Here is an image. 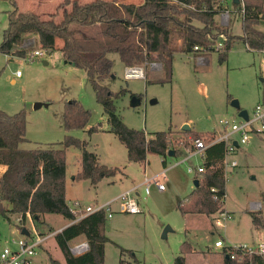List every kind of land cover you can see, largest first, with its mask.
Here are the masks:
<instances>
[{"label": "rangeland", "instance_id": "374dc122", "mask_svg": "<svg viewBox=\"0 0 264 264\" xmlns=\"http://www.w3.org/2000/svg\"><path fill=\"white\" fill-rule=\"evenodd\" d=\"M16 1L22 6H19L20 11L24 8L32 10V5L26 7L23 4L24 0ZM221 2L222 8H228L229 22L221 23L220 13L214 17L216 22L229 26L232 34L241 35V15L231 0ZM129 3L139 4V0H130ZM10 9L7 0H0V41ZM49 17V14L42 16L44 19ZM60 18L61 11L55 15L56 20ZM257 28L264 31V19L259 21ZM23 39L24 42L15 47V50L24 49L21 56L0 52V109L7 113L19 110L26 113V140L19 146L23 149L48 146L61 141L65 135H71L84 140L86 149L95 152L101 164L117 169L96 185L89 180L76 181L73 177L80 169L81 150L69 147L65 166V200L68 205L78 201L83 207L101 206L134 188L133 195L140 213H119L118 202L115 200L111 204L115 212L106 218L104 224L108 238L104 246V264H121V260H137V264H174L184 242L192 248L184 255L185 264H222L223 256L214 246L218 238L234 243L264 242L263 228L255 227L251 222L252 212L264 213V130H256L255 126L248 133V141L238 143L235 152L228 157L237 165L225 166L224 206L230 213L225 224L214 225L217 214H184L177 207L179 201L195 188L194 180L202 176L188 173L187 166L203 165V158L198 154L183 160L189 155V148L184 145L187 140H183L179 130L188 124L190 131L202 135L200 139L205 142L211 140L223 130L220 120L241 121L238 109L231 105L233 100L238 101L239 109L246 110L251 116L255 106L264 102V54L247 50L241 39L233 42L223 62L219 61L218 52L214 50L199 56L195 52L176 51L171 79L157 82L156 79H164L159 63L138 65L143 68L145 78L125 79V66L116 53H110L113 75L102 80V84L114 92L125 89L114 100L115 112L123 123L130 128L143 129L148 136L157 131L177 130L175 146L186 147L183 154L167 157L166 166L177 164L168 169L165 177L159 178L165 190L159 191L151 184L146 195L142 182L145 177L164 169L161 156L147 151L144 162L129 161L125 146L109 131L107 116L96 101L85 72L63 59L60 51L62 41L56 39V47L48 50L45 59L25 60L27 53L42 46L36 35L27 34ZM16 71H20V78L15 76ZM70 99L78 100L90 115L85 127L66 131L62 125V112L64 102ZM35 103L42 105L34 109ZM91 127L98 130L89 133ZM256 127H260L259 123ZM232 138L238 141L240 135L235 134ZM193 140L189 142L193 143ZM253 202L260 203L261 209L253 208ZM17 219L16 213L6 211L0 214V248L11 238L19 237L17 228L22 224L16 225ZM44 219L48 226L56 229L55 233L59 231L57 228L69 224L67 219L57 214H45ZM24 225L32 230L27 217ZM166 227L169 230L163 237ZM53 235L39 248L38 264L63 263V255ZM84 242L85 238L80 236L69 245L73 248Z\"/></svg>", "mask_w": 264, "mask_h": 264}, {"label": "trees", "instance_id": "16d2710c", "mask_svg": "<svg viewBox=\"0 0 264 264\" xmlns=\"http://www.w3.org/2000/svg\"><path fill=\"white\" fill-rule=\"evenodd\" d=\"M7 1L11 9L7 12L8 23L2 32L0 52L21 56L24 49L15 50V47L24 42L23 37L27 34L36 35L39 44L50 51L55 47L56 39H60L63 59L85 72L96 101L107 116L109 131L125 146L127 159L132 162H144L146 152L152 151L161 156L165 167L169 151L176 156L183 154L186 147L175 146L177 130L157 131L148 136L143 129L130 128L123 123L115 112L114 100L125 89L114 92L102 84V80L113 75L110 53H116L124 66L159 63L164 79H156L157 82L171 79L176 51L204 53L214 50L218 52L219 61L223 62L233 42L241 39L247 50L264 53V31L257 28L259 21L264 19V0H243V8L231 0L241 15L242 33L239 36L232 34L229 26L218 24L214 18L225 9L222 8V0H144L141 4L116 0L85 3L62 0L47 19L35 12L20 11L16 0ZM60 11L61 18L56 20L55 15ZM219 42L222 46L216 48ZM89 115V110L78 100L65 101L63 128L66 131L83 128ZM97 130V127H91L88 132ZM179 132L183 140H187L183 143L189 150L194 148L190 140L202 138L201 134L189 129ZM24 140L25 111L7 113L0 109V162L5 165L0 176V214L9 211L20 215L22 225L19 228L25 226L24 221L29 215L41 235L56 230L48 226L45 214L61 215L69 224L53 235L64 258L59 264H104V246L108 241L104 232L106 213L99 210L74 221L75 216L65 200L66 151L69 147L81 150L80 169L73 177L76 181L89 180L96 185L117 169L101 164L97 154L86 149L84 140L71 135H65L61 141L48 146L31 149L19 146ZM224 158L225 144L222 141L205 149L202 176L197 178L195 188L177 205L182 213L212 215L224 210ZM251 222L264 230V213L252 212ZM80 236L85 238L88 249L74 255L69 243ZM191 251V246L184 242L174 264H185L184 255ZM222 253L225 257L223 264H247L248 261L264 264L261 255L237 262L228 258L225 250ZM121 264H137V260H121Z\"/></svg>", "mask_w": 264, "mask_h": 264}, {"label": "built area", "instance_id": "2783aa9c", "mask_svg": "<svg viewBox=\"0 0 264 264\" xmlns=\"http://www.w3.org/2000/svg\"><path fill=\"white\" fill-rule=\"evenodd\" d=\"M238 3L241 8L244 6L243 0H238ZM221 23L229 22V11L228 8H225L220 12ZM222 43L219 42L216 48H221ZM197 48V47H195ZM49 51L41 47V49H34L27 53L24 56L25 60H34L37 58L45 59L48 57ZM20 71L15 72V76H20ZM125 79H133V78H145V74L143 68L140 66H125L124 71ZM241 118V117H240ZM223 130L217 135H215L211 140L205 142L203 139L196 138L193 141V150H188L187 156L184 157L183 160L187 161L192 154H198L202 158L204 157L205 149L215 143V142H224L225 144V158L224 165L227 167H235L237 162L235 160H228V157L231 156L235 152V147L238 143L244 144L248 141L249 136L248 133L251 132V128L255 126L256 130H264V102L261 104H257L252 112V115L249 116L245 120L241 118V121L235 122L234 120L230 122L227 119H222L219 121ZM259 123L260 127H256ZM239 134L240 139L234 140L232 138L233 135ZM236 142V144H234ZM177 163H174L171 166H165L164 169L151 177H145L143 180V184L145 186V194H149L150 185H154L159 191L165 190V185L160 181V177H165L168 169ZM5 170V165L0 162V176ZM187 172L191 174H200L204 171V165L196 166L195 168L192 166H187ZM226 175V173H225ZM213 190V189H212ZM133 189H129L122 193L116 199L109 201L101 206H85L83 207L80 202L74 201L69 206V211L75 216L74 221L81 219L83 216L87 214L94 213L99 210H104L107 217H111L115 211L111 208L112 202L116 200L118 202L119 213H128V214H137L140 213L141 210L135 200L133 195ZM253 208L261 209L260 203H254L252 205ZM217 214L216 219L214 220L215 226H223L225 221L230 218V213L225 209L223 211L215 213ZM28 218V222L30 223V230L28 225H25L24 228L28 230V234H22L21 229L17 228L20 233L18 238H11L8 243H5L0 248V264H38L36 258L39 255V248L41 245L51 237L55 232L49 233L47 235H41L33 226L32 219L29 215L26 216ZM21 224V217L18 215L16 225ZM214 246L221 251H226V256L231 260H235L237 262H242L247 257L251 259L254 255H263L264 256V242H258L257 244H247V243H226L224 239L218 238L214 241ZM88 249L87 242L80 243L71 248V252L82 253ZM247 264H252L251 261H248Z\"/></svg>", "mask_w": 264, "mask_h": 264}, {"label": "crops", "instance_id": "0c3cea01", "mask_svg": "<svg viewBox=\"0 0 264 264\" xmlns=\"http://www.w3.org/2000/svg\"><path fill=\"white\" fill-rule=\"evenodd\" d=\"M61 1L62 0H24V2H23V4L26 6V7H29L28 5L30 4V5H32V10H27V9H30V8H24L23 10H24V12H35L36 14H38L40 17H42L44 14H50V13H52V11L54 10V9H56L57 7H58V5L61 3ZM117 2H122V3H129V1L130 0H116ZM144 0H139V4H141L142 2H143ZM17 2V1H16ZM17 4H18V9H21V8H19V6L20 7H22L21 6V4H20V2H17ZM43 4H45L44 5V8H43V11H45V12H43V11H41L40 9H41V7L43 6ZM54 8V9H53ZM51 9H53L52 11H51ZM55 47H56V45H55ZM198 56L199 55H201V53H198V52H195ZM262 54H264L263 52H261ZM67 62V61H66ZM67 63H69V62H67ZM44 64H48V62L46 61V63H44ZM70 64V63H69ZM22 75L20 74V76H18L17 78H20ZM185 125V124H184ZM188 125V124H187ZM188 128H189V125H188ZM166 162H167V159H166ZM255 202H253L252 203V205L254 204ZM224 209H225V206H224ZM68 225V224H67ZM66 225H63V226H61V227H59V228H57V230H59V229H62L63 227H65ZM224 241L226 242V243H228V244H230V243H234V242H232V241H229V240H226V239H224ZM241 243V242H240ZM219 251H220V253L222 254V256H223V261H222V264L224 263V255H223V253H222V251H221V249H219ZM190 253V252H189ZM262 257H263V259H264V256L262 255Z\"/></svg>", "mask_w": 264, "mask_h": 264}, {"label": "water", "instance_id": "95a60500", "mask_svg": "<svg viewBox=\"0 0 264 264\" xmlns=\"http://www.w3.org/2000/svg\"><path fill=\"white\" fill-rule=\"evenodd\" d=\"M235 2L237 3L238 0H235ZM44 63H46V61H44ZM69 63H70V62H69ZM70 64H72V63H70ZM72 65H73V64H72ZM41 105H42L41 103H35L33 107H34V109H36V108L40 107ZM231 105L238 109V116H239V117H241V118H243V119H245V120L248 118V114H247L246 110H244V109H239V104H238V101H237V100H233V101L231 102ZM182 129H188V125H187V124L183 125ZM234 144H236V142H234ZM169 156H174V152H173V151H169ZM194 183H195V186H196V185L198 184V180L195 179V180H194ZM63 228H64V227H63ZM63 228H62V229H63ZM62 229H59V231H61ZM168 230H169V227H166V228L164 229L163 234H162L163 237L166 235V232H167ZM59 231H58V232H59ZM21 233L27 235V234H28V230H27L26 228L23 227V228L21 229Z\"/></svg>", "mask_w": 264, "mask_h": 264}]
</instances>
